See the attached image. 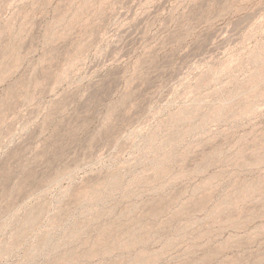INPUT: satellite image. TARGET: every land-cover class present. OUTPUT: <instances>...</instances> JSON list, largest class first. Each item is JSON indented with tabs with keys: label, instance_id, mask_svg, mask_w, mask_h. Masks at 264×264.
Segmentation results:
<instances>
[{
	"label": "rangeland",
	"instance_id": "374dc122",
	"mask_svg": "<svg viewBox=\"0 0 264 264\" xmlns=\"http://www.w3.org/2000/svg\"><path fill=\"white\" fill-rule=\"evenodd\" d=\"M0 264H264V0H0Z\"/></svg>",
	"mask_w": 264,
	"mask_h": 264
}]
</instances>
